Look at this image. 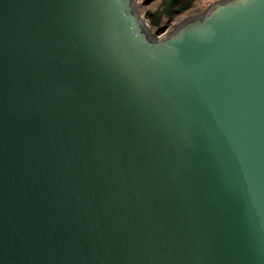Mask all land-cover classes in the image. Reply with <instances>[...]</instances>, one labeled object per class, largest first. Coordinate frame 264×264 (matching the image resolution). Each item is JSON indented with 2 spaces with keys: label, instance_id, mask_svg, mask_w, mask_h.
Returning <instances> with one entry per match:
<instances>
[{
  "label": "water",
  "instance_id": "water-1",
  "mask_svg": "<svg viewBox=\"0 0 264 264\" xmlns=\"http://www.w3.org/2000/svg\"><path fill=\"white\" fill-rule=\"evenodd\" d=\"M0 264H264V0H0Z\"/></svg>",
  "mask_w": 264,
  "mask_h": 264
},
{
  "label": "rangeland",
  "instance_id": "rangeland-1",
  "mask_svg": "<svg viewBox=\"0 0 264 264\" xmlns=\"http://www.w3.org/2000/svg\"><path fill=\"white\" fill-rule=\"evenodd\" d=\"M136 1L138 4V11L141 13L140 15L149 26L150 33L156 38L162 39L165 35H168L170 32L174 31L182 19L189 17L193 13L192 10L196 9L197 6H204L207 2L212 0H195L188 10L175 16H170L171 14L168 12L170 0ZM208 4L209 3H207V5Z\"/></svg>",
  "mask_w": 264,
  "mask_h": 264
},
{
  "label": "bare ground",
  "instance_id": "bare-ground-1",
  "mask_svg": "<svg viewBox=\"0 0 264 264\" xmlns=\"http://www.w3.org/2000/svg\"><path fill=\"white\" fill-rule=\"evenodd\" d=\"M133 1V4H134V8H135V10H136V12H137V14H138V16L141 18V20L144 22V23H146L145 21H144V19H143V17L140 15L141 13L138 11V4H137V1L136 0H132ZM221 1H223V0H221ZM221 1H217V0H212V1H209V2H207V3H209L208 5H207V3L204 5V6H197V8L196 9H194V10H192V14L189 16V17H185L184 19H182L179 23H178V25L176 26V28L179 26V25H181V24H183L185 21H187V20H189V19H192V18H195V17H198V16H201V15H203L204 13H207V11L214 5V4H216V3H218V2H221ZM206 6V7H205ZM207 8V9H206ZM146 26H147V28L149 29V26L146 24ZM175 28V29H176ZM174 29V30H175ZM150 30V29H149ZM173 32V31H172ZM172 32H170V33H172ZM169 33V34H170ZM166 36V35H165ZM164 36V37H165Z\"/></svg>",
  "mask_w": 264,
  "mask_h": 264
},
{
  "label": "trees",
  "instance_id": "trees-1",
  "mask_svg": "<svg viewBox=\"0 0 264 264\" xmlns=\"http://www.w3.org/2000/svg\"><path fill=\"white\" fill-rule=\"evenodd\" d=\"M194 1L195 0H170V5L168 6V12L171 14L170 16H175L188 10Z\"/></svg>",
  "mask_w": 264,
  "mask_h": 264
}]
</instances>
